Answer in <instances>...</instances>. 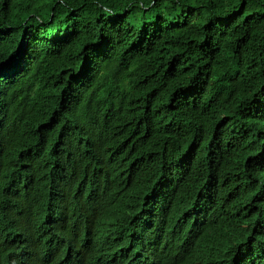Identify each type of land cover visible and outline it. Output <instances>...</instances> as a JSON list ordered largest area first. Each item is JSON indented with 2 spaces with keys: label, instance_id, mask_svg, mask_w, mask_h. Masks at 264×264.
I'll list each match as a JSON object with an SVG mask.
<instances>
[{
  "label": "trees",
  "instance_id": "1",
  "mask_svg": "<svg viewBox=\"0 0 264 264\" xmlns=\"http://www.w3.org/2000/svg\"><path fill=\"white\" fill-rule=\"evenodd\" d=\"M0 264H264V0H0Z\"/></svg>",
  "mask_w": 264,
  "mask_h": 264
}]
</instances>
